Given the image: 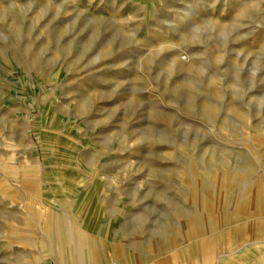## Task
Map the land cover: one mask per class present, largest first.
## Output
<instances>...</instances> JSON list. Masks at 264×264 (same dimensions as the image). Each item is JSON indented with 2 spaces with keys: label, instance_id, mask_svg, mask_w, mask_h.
<instances>
[{
  "label": "rangeland",
  "instance_id": "obj_1",
  "mask_svg": "<svg viewBox=\"0 0 264 264\" xmlns=\"http://www.w3.org/2000/svg\"><path fill=\"white\" fill-rule=\"evenodd\" d=\"M264 264V0H0V264Z\"/></svg>",
  "mask_w": 264,
  "mask_h": 264
},
{
  "label": "bare ground",
  "instance_id": "obj_2",
  "mask_svg": "<svg viewBox=\"0 0 264 264\" xmlns=\"http://www.w3.org/2000/svg\"><path fill=\"white\" fill-rule=\"evenodd\" d=\"M98 264H102V262L99 261ZM103 264H104V263H103Z\"/></svg>",
  "mask_w": 264,
  "mask_h": 264
}]
</instances>
